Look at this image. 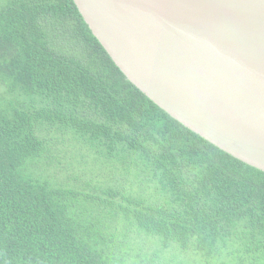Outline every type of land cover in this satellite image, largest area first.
Returning a JSON list of instances; mask_svg holds the SVG:
<instances>
[{
  "label": "trees",
  "instance_id": "1",
  "mask_svg": "<svg viewBox=\"0 0 264 264\" xmlns=\"http://www.w3.org/2000/svg\"><path fill=\"white\" fill-rule=\"evenodd\" d=\"M0 264H264V172L128 81L73 0H0Z\"/></svg>",
  "mask_w": 264,
  "mask_h": 264
},
{
  "label": "water",
  "instance_id": "2",
  "mask_svg": "<svg viewBox=\"0 0 264 264\" xmlns=\"http://www.w3.org/2000/svg\"><path fill=\"white\" fill-rule=\"evenodd\" d=\"M127 80L264 172V0H73Z\"/></svg>",
  "mask_w": 264,
  "mask_h": 264
},
{
  "label": "rangeland",
  "instance_id": "3",
  "mask_svg": "<svg viewBox=\"0 0 264 264\" xmlns=\"http://www.w3.org/2000/svg\"><path fill=\"white\" fill-rule=\"evenodd\" d=\"M90 167V166H89Z\"/></svg>",
  "mask_w": 264,
  "mask_h": 264
}]
</instances>
